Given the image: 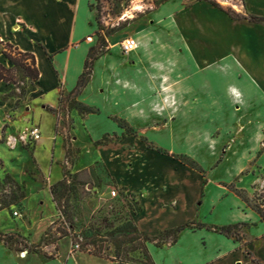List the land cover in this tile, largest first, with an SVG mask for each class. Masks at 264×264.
Returning <instances> with one entry per match:
<instances>
[{"label": "crops", "instance_id": "crops-1", "mask_svg": "<svg viewBox=\"0 0 264 264\" xmlns=\"http://www.w3.org/2000/svg\"><path fill=\"white\" fill-rule=\"evenodd\" d=\"M237 1L235 7L245 15L264 17V0ZM91 5L92 0H0V41L32 53L39 71L38 79L27 82L22 95L13 84L0 81V129L12 113L14 126L20 119L24 125H38L40 137L35 140L34 155L41 169V153L48 164L52 154H63L65 159L64 148L54 136L56 117L48 107L58 106L60 89L71 91L88 54L100 49ZM141 14L146 13H136L139 18L129 33L137 43L133 50L124 53L117 39L111 38L104 45L107 52L93 61L89 81L77 99L97 110L84 117L76 113V121L79 126L84 121L96 141L108 132L122 131L109 115L125 121L140 111L158 116L152 110L156 103L159 116L171 114L175 123L171 129L156 132L171 139L172 152L186 154H192L197 144L203 146L196 138L208 136L215 122L235 131L237 140L208 179L196 178L185 165L167 166L148 156L135 173L121 162L122 152L113 156L103 154L102 148H93V152L117 182L139 192L140 209L133 219L140 231L158 235L186 225L172 243L148 247L155 264H264V219L227 187L238 174L240 187L242 171L257 164L260 155L264 21L234 20L225 9L206 0L188 4L165 0L148 12V21ZM87 35H91L90 41L85 40ZM0 63L12 65L1 50ZM258 74L263 75L262 82ZM253 106L254 116H240ZM225 115L233 117L234 125L224 123ZM239 143L241 150L237 149ZM239 152L241 161L233 165V156ZM195 219L198 226H189ZM237 223H244L240 239L212 228ZM21 257L22 261L0 242V264H80L74 255L63 258V250L59 256L43 260L27 253Z\"/></svg>", "mask_w": 264, "mask_h": 264}, {"label": "rangeland", "instance_id": "rangeland-1", "mask_svg": "<svg viewBox=\"0 0 264 264\" xmlns=\"http://www.w3.org/2000/svg\"><path fill=\"white\" fill-rule=\"evenodd\" d=\"M154 1L92 0L95 41L98 40L96 32L102 34L111 31L105 38L106 46L107 40L111 38H116L117 43H120L133 30L139 18L136 13L145 12L146 14H141L140 18L145 21L150 19L148 12L157 7ZM190 1L192 0H183V4H188ZM215 1L227 12L245 15L235 7L238 5L237 0ZM127 11L130 17L125 16ZM103 52H107L105 46L91 53L98 55ZM261 78L263 79V75L258 74L259 82L263 81ZM68 97L71 96L64 92L63 105L51 110L56 117L54 136L57 137L62 149L64 148L65 159L63 154L60 157L52 154L49 157L50 168L45 160V154L41 153L39 157L43 170L35 158V139L30 135L33 123L24 125V120L20 119L14 126L15 113H12L10 120L2 124L0 242L21 261V255L26 253L43 260L59 256L63 250V258L66 255H74L80 264H150L146 261L140 246L144 234L139 229L135 233L119 236V239L123 240L122 246L128 249L126 256L122 258L110 259L86 251L91 247L87 241L94 233L99 231L103 234L105 231L120 227L125 222L129 223L133 219V214L140 209L139 192L129 191L121 182H117L102 159L95 155L93 148H102L103 154L110 156L117 151L122 152L121 162L128 170L135 173L148 156L167 166L173 163H178L180 167L185 165L191 168L196 178L208 179L212 178L211 173L215 166L225 161L229 145L237 140V134L231 129H223L220 122H215L208 136L202 135L196 138L197 143L203 142V146L197 144L192 154L180 150L172 152L175 150L171 139L159 136L156 131L162 128L171 129L175 123L171 114L159 116L160 107L154 103L152 110L158 116L143 115L140 111L135 114V118L126 120L128 125L126 131L122 129L123 132L120 130L108 132L103 135L104 140L101 139L102 136L98 139L101 142L95 144L85 127V122L81 121L79 126L76 121L77 111L67 109ZM253 108L254 106L243 111L240 116H254ZM109 117L111 118L112 115ZM258 117L264 122L263 107L260 108ZM232 120L234 119L231 115H225V124L234 125ZM47 126L49 127V122ZM219 138L220 142H217ZM237 149L241 150L240 143ZM257 151V155L260 154L257 164L251 163L242 171L245 175L242 176L240 187L245 188L243 196L247 206L255 210L257 207L264 210V136ZM241 158V152L235 154L233 165H238ZM190 160L195 162L199 170L187 164ZM79 162L87 163V166H80ZM176 169L175 167L174 171ZM240 177V174L234 177L227 187L234 191L242 189L237 183ZM112 190L115 194H112ZM203 192L198 200L203 196ZM171 205H174V202ZM14 211L17 215L13 214ZM196 221L197 219L188 225L197 226ZM90 225L97 227V230L89 228ZM82 231H86L88 237L83 236ZM132 236H135L136 240L130 241L129 238ZM148 236L150 240L146 241L147 247L172 243L173 238L172 235L164 236L160 233Z\"/></svg>", "mask_w": 264, "mask_h": 264}, {"label": "trees", "instance_id": "trees-1", "mask_svg": "<svg viewBox=\"0 0 264 264\" xmlns=\"http://www.w3.org/2000/svg\"><path fill=\"white\" fill-rule=\"evenodd\" d=\"M163 1L165 0H155L154 1L155 6L159 5ZM206 1L220 8L219 4L215 0H206ZM227 13L234 20L243 19L249 22H263L264 21L263 16L252 15V14L239 15L233 12H227ZM110 33L111 31H106L102 34L99 32H96V34L98 35V40H97L98 48L100 47L101 49L104 45H106L105 38ZM0 45H3V46H0L1 52L4 54L5 58L9 60V62L12 64L10 67H5L0 63V81L13 84L14 86L18 88L19 94L22 95L24 94L26 90L27 82L32 83L36 81L39 76V71L35 64L34 55L29 52L18 50L17 47L11 45L8 42L0 41ZM96 51H98V49H95L93 52L95 53ZM97 56L98 55H93V53L88 54L84 62L83 71L79 75L75 87L67 93L68 96L69 95L71 96V97H68V100L66 103L67 109H75L80 116L96 112L93 107L79 101L77 99V95L81 92L82 88L89 81L93 61L97 58ZM63 95H64V91L60 89L59 103H58L59 108L63 105ZM48 109L53 110V108H50V107H48ZM111 119L115 121L117 125L123 129V131H126L128 129L127 122L124 119L117 117V116H112ZM104 136L101 139L104 140L105 139ZM0 140H1V136H0ZM100 142H101L100 140L94 141L95 144H98ZM187 164L190 167L195 168L196 170H199L193 160L188 161ZM236 193L245 201L242 189L236 190ZM256 211L264 219V210L257 207ZM243 225L244 223H237L233 225L213 226L212 228L219 233L233 236L235 239H240L239 229ZM185 226L186 225H181L175 228L165 229L162 232H160V235H164V236L172 235L173 237L172 241H174L176 239L177 234L183 228H185ZM89 228L97 230V227H94L93 225H90ZM137 230L138 228L136 227L134 220L131 219L129 223L125 222L120 227H116L110 231H105V233L103 234H100L99 231H97L87 241V243L91 245V247L86 249V251L95 256H101V257L110 258V259H112V257L122 258L126 256V252L128 251V249L122 246L123 240L119 239V236L126 235L128 233H135ZM82 233H83V236L88 237V235H86V231H82ZM143 234L144 235H143L142 241L140 242L142 252L146 257V261L150 262V264H155L149 252V249L146 245V241H149L150 237L145 233ZM96 236H98V238ZM129 240L134 241L136 240V237L132 236L129 238Z\"/></svg>", "mask_w": 264, "mask_h": 264}, {"label": "built area", "instance_id": "built-area-1", "mask_svg": "<svg viewBox=\"0 0 264 264\" xmlns=\"http://www.w3.org/2000/svg\"><path fill=\"white\" fill-rule=\"evenodd\" d=\"M85 40H86V41H90V40H91V35H87V36L85 37ZM136 44H137V43H136V40H135L133 37H131V36H126V37H124V38L120 41V43H119V45H120V47H121V50H122L124 53H127V52L133 50V49L136 47ZM30 135H31L35 140H37V139L40 137L39 127L36 126V125H34V124L31 125ZM112 194H115V191H114V190H112ZM13 214H14V215H17V212L14 211Z\"/></svg>", "mask_w": 264, "mask_h": 264}, {"label": "bare ground", "instance_id": "bare-ground-1", "mask_svg": "<svg viewBox=\"0 0 264 264\" xmlns=\"http://www.w3.org/2000/svg\"><path fill=\"white\" fill-rule=\"evenodd\" d=\"M128 13H129V11L126 12V14H125L126 17H130V15Z\"/></svg>", "mask_w": 264, "mask_h": 264}]
</instances>
